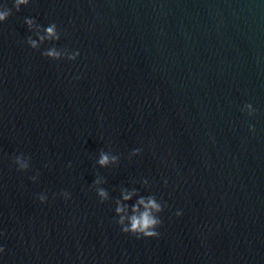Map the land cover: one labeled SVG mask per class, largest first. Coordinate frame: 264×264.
<instances>
[{
    "label": "water",
    "instance_id": "obj_1",
    "mask_svg": "<svg viewBox=\"0 0 264 264\" xmlns=\"http://www.w3.org/2000/svg\"><path fill=\"white\" fill-rule=\"evenodd\" d=\"M4 4L0 264H264V0ZM25 17L61 39L32 49ZM52 46L80 56L42 55ZM123 187L166 202L159 237L121 231Z\"/></svg>",
    "mask_w": 264,
    "mask_h": 264
},
{
    "label": "clouds",
    "instance_id": "obj_2",
    "mask_svg": "<svg viewBox=\"0 0 264 264\" xmlns=\"http://www.w3.org/2000/svg\"><path fill=\"white\" fill-rule=\"evenodd\" d=\"M31 3V0H13V7L17 12L21 11V6H27ZM13 14V8L8 7L6 4L0 5V22H5ZM24 22L28 29L38 39L33 38L32 35L27 37V44L32 49L39 50L46 41H59L61 39V31L56 22H51L47 27L39 24L34 17H25ZM42 55L52 60L68 59L75 61L79 56V50L69 51L67 48H57L52 46L43 51ZM247 112L249 116H254L257 109L252 103H246L242 109ZM250 131H255V125L249 124ZM142 152L141 148H136L132 151L131 155H138ZM31 157L25 156L23 153L14 157L13 163L17 166L18 171H27L30 167ZM120 157L117 154H113L110 151L101 149L97 163L101 167H110L119 164ZM71 166V162H69ZM37 176H33L32 180L35 181ZM107 181L104 177L98 176L94 180V186L96 192L100 198V202L104 203L111 199L109 191L102 187ZM143 184L147 185L149 181L144 179ZM167 184V181H165ZM65 199L71 197V193L67 190L60 193ZM133 197H138L134 204L127 203L131 201ZM38 199L42 203L48 201L46 193L38 194ZM116 208L115 213L117 216L116 222L121 226V231L126 234H131L140 238H152L159 237L160 232L158 229L162 226L163 220L160 217L166 207V202H162L157 198L155 194L151 195H139L138 189L127 187L121 188V196L115 200ZM182 210H178L176 215H182ZM3 235V233H0ZM5 252V247L0 245V253Z\"/></svg>",
    "mask_w": 264,
    "mask_h": 264
}]
</instances>
